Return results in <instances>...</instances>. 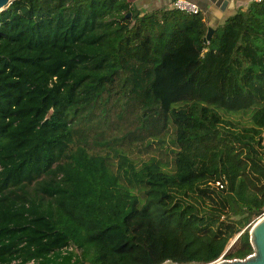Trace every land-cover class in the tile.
<instances>
[{
  "label": "trees",
  "instance_id": "1",
  "mask_svg": "<svg viewBox=\"0 0 264 264\" xmlns=\"http://www.w3.org/2000/svg\"><path fill=\"white\" fill-rule=\"evenodd\" d=\"M135 10L0 11V264H206L233 238L225 259L253 252L264 0L207 42L201 11Z\"/></svg>",
  "mask_w": 264,
  "mask_h": 264
},
{
  "label": "water",
  "instance_id": "2",
  "mask_svg": "<svg viewBox=\"0 0 264 264\" xmlns=\"http://www.w3.org/2000/svg\"><path fill=\"white\" fill-rule=\"evenodd\" d=\"M214 5L218 10L225 11L227 8L233 7L237 1L240 0H207ZM11 4V0H0V11ZM135 9V6H133ZM138 12L135 10L134 15ZM131 12H128L126 16H130ZM213 33L211 27L207 28L204 41L210 40ZM250 243L253 248V252L244 258L222 259L214 263L206 264H264V214L258 218L249 229ZM236 239V238H235ZM235 241V240H234ZM165 264H173L167 262Z\"/></svg>",
  "mask_w": 264,
  "mask_h": 264
},
{
  "label": "crops",
  "instance_id": "3",
  "mask_svg": "<svg viewBox=\"0 0 264 264\" xmlns=\"http://www.w3.org/2000/svg\"><path fill=\"white\" fill-rule=\"evenodd\" d=\"M132 6H135L137 12H150L162 8H171L172 0H130ZM196 4L204 14L205 22L208 27H211L214 31L216 26L221 24L227 17L234 14L238 8H245L249 1L251 0H240L236 4L227 8L225 11L218 10L214 5H212L207 0H188Z\"/></svg>",
  "mask_w": 264,
  "mask_h": 264
},
{
  "label": "built area",
  "instance_id": "4",
  "mask_svg": "<svg viewBox=\"0 0 264 264\" xmlns=\"http://www.w3.org/2000/svg\"><path fill=\"white\" fill-rule=\"evenodd\" d=\"M256 1H260V0H256ZM171 3H172V7L177 8V9L182 10V11L191 12V13L199 12L198 6L192 2H189L188 0H172ZM225 252H226V250H224V252L217 259L212 261L211 263L225 259L224 258Z\"/></svg>",
  "mask_w": 264,
  "mask_h": 264
},
{
  "label": "rangeland",
  "instance_id": "5",
  "mask_svg": "<svg viewBox=\"0 0 264 264\" xmlns=\"http://www.w3.org/2000/svg\"><path fill=\"white\" fill-rule=\"evenodd\" d=\"M264 214V212H262L261 214H252L251 216H249L246 219V223L243 225V230H248L250 229V227L252 226V224L258 219L260 218L262 215ZM235 238L231 239L230 242L228 243L227 247H226V251L228 249H230V247L232 246V244L234 243Z\"/></svg>",
  "mask_w": 264,
  "mask_h": 264
}]
</instances>
